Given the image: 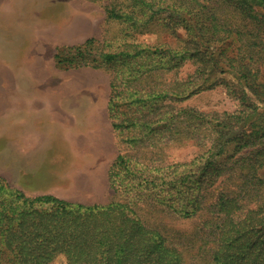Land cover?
<instances>
[{
	"label": "trees",
	"instance_id": "16d2710c",
	"mask_svg": "<svg viewBox=\"0 0 264 264\" xmlns=\"http://www.w3.org/2000/svg\"><path fill=\"white\" fill-rule=\"evenodd\" d=\"M138 2L149 9L148 20L162 12L154 3ZM169 9L193 21L199 41L169 50L164 61H119L107 112L126 150L107 173L112 199L85 205L53 195L29 197L0 177V264H50L59 256L66 264H264V177L256 173L264 167V113L246 90L233 88L227 89L238 103L233 112L178 106L207 89L213 46L229 39L235 52L224 57L226 69L251 94L264 92V0H169L164 11ZM106 15L127 17L116 7ZM93 44L87 39L56 48V64L68 69L95 63L84 57ZM101 56L102 65L118 61L114 54ZM179 60L195 66L192 76L160 77L163 66ZM184 140H193L199 153L189 162L164 165L159 151ZM141 206L182 220L205 215L201 235L193 241L159 219L143 220Z\"/></svg>",
	"mask_w": 264,
	"mask_h": 264
},
{
	"label": "rangeland",
	"instance_id": "374dc122",
	"mask_svg": "<svg viewBox=\"0 0 264 264\" xmlns=\"http://www.w3.org/2000/svg\"><path fill=\"white\" fill-rule=\"evenodd\" d=\"M164 1L144 0L162 8V12L148 20L150 11L138 0H3L0 58L9 60L10 100L3 111L0 107L1 178L29 197L53 195L85 205L110 202L107 173L119 152L126 150L119 144L107 112L110 81L114 71L121 67L119 61H164L169 50L179 51L188 41H199L193 21L174 14L172 9L164 11L169 0ZM112 7L127 17L121 21L107 19L106 11ZM87 39H93L94 44L84 57L88 61L94 59L95 63L68 69L56 64V48L81 45ZM224 48L227 50L220 56ZM234 50L232 39L213 46L207 89L178 106L203 112H233L238 103L227 92L233 88L238 93L246 90L258 112L264 113V92L251 94L223 63L224 57L234 55ZM102 54L117 55L118 61L102 65ZM12 70L17 71L16 79ZM194 70L190 61L179 60L169 68L163 66L160 77L167 81L185 80ZM261 80L264 81V68ZM1 88L0 79V95ZM4 138L13 152L3 165ZM198 153L199 147L193 140H184L164 146L159 156L162 154L164 165H175L189 162ZM256 173L263 178L264 167ZM138 213L143 220L159 219L170 231L193 236V241L201 235L206 218L203 215L182 220L147 206H141ZM209 248L210 245L204 246L203 256H208ZM50 264L66 261L59 256ZM188 264L204 262L190 259Z\"/></svg>",
	"mask_w": 264,
	"mask_h": 264
},
{
	"label": "crops",
	"instance_id": "0c3cea01",
	"mask_svg": "<svg viewBox=\"0 0 264 264\" xmlns=\"http://www.w3.org/2000/svg\"><path fill=\"white\" fill-rule=\"evenodd\" d=\"M0 15H3L5 13L3 9V0H0ZM2 8V9H1ZM9 60L8 58H0V79H1V83H2V88H1V95H0V107L1 110L3 111V106H6V104L9 102V95L8 93V89H7V81L9 78ZM13 76L16 79L17 78V71L12 70ZM7 111V110H6ZM3 139V136H2ZM4 143V145H3ZM2 153H1V157H2V164L4 165L5 162H7L10 158V154H12V152H10V148H9V143L7 141V139L2 140Z\"/></svg>",
	"mask_w": 264,
	"mask_h": 264
}]
</instances>
